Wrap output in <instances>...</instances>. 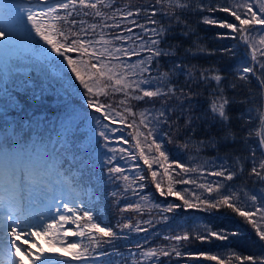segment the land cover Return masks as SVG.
<instances>
[{
  "label": "snow or ice",
  "instance_id": "6c2138e0",
  "mask_svg": "<svg viewBox=\"0 0 264 264\" xmlns=\"http://www.w3.org/2000/svg\"><path fill=\"white\" fill-rule=\"evenodd\" d=\"M157 4H167L173 11H166L168 16H175V8L185 9L190 7L187 3H179L177 0H156ZM257 10H253L257 6ZM105 0H36L30 7H26L22 0H0V24L6 16L8 20L25 32L32 45L31 52L39 53L44 60L51 59V53H55L61 61H66L67 67L75 75V79L83 86L87 95V106L94 109L96 112L102 113L103 118L111 120L112 124H125L128 117H133L131 123L127 124L128 128L133 129L132 138L135 141L133 147L139 152V159H142L151 172V177L155 183L156 189L161 196L175 195L183 200V204H168L163 209L164 212H172L177 208H195L204 212H213L222 207L231 209L232 212L242 217L244 221L251 225L254 234L257 237L255 243H259L264 247V207H256L258 197L251 195L249 198L253 202L251 207L255 211H245L241 206H238L239 197L235 192L221 194L220 189L222 184L211 186L208 184L199 185L208 193H216V196L202 199L200 196L193 194V199L185 198L180 192L173 188L175 183H195L194 181L174 180L169 172L171 164L165 166L169 157L162 150V141L157 142L153 137L154 129L150 128L148 115L151 113L148 110L139 113V120L135 119L137 113L133 111L129 105L130 99L143 100L145 97L158 98L161 96L171 97L176 94L174 85L167 83L166 78L169 72H160L158 77L143 78L144 73L151 71L149 65L153 63L154 58L168 56L169 51H165L159 47L164 36L166 28L160 25L159 28H148L144 24H139L135 20L129 18L138 16L142 9L134 11L114 10L112 16L102 11ZM200 11L215 13L217 11L228 13L234 17V22L228 20H218L215 17L203 16L202 23L215 25L220 28L231 30L229 33H220L218 36H231L237 34L233 38H238L243 41L246 48L250 49L249 56L253 63H259L260 68L264 69V0H236V3L229 6H223L219 3L215 5L209 3H200L197 5ZM91 10V11H86ZM157 10L153 8L147 17V22L153 25L158 23L153 19ZM73 13L84 16L92 15L101 19L100 24H90L85 26V21L70 19ZM119 16L121 19L112 25L106 21L109 19L115 20ZM26 17V21H25ZM177 22H180V17L175 16ZM125 21H128L133 27L140 28L145 36L133 32V27H121ZM238 22V23H237ZM80 25L77 28V25ZM31 26L30 28L28 26ZM120 29V32L108 38L105 33L106 28ZM99 32L97 33V29ZM7 32V37H6ZM254 32H258V39L253 36ZM43 41L45 48L36 42L32 34ZM187 35L188 33H184ZM14 32L11 27L4 29L0 27V114L7 113V110L12 108H20L27 101L32 107L31 117L37 122L40 120V109L43 104V99L47 89L44 87H36L31 83L30 78L21 79L17 76L22 69L17 67L18 62L29 63L31 58L29 55L30 49L18 48L13 51L5 52L12 43ZM131 45V46H129ZM50 49V51H49ZM198 51H203L199 48ZM223 52H230L229 49H223ZM141 52H147L149 55L144 59H139L135 63H128L123 57H139ZM75 53L76 55H69ZM176 68H181V65H175ZM38 70L43 73L42 69ZM255 68L252 65L241 66L236 69V76L239 80H247L248 74L255 75ZM140 77V78H135ZM201 81H215L217 87L213 90L210 96L209 110L213 114V119H218L220 123L227 124L230 117L227 113V107L231 103L230 99L224 94V89L220 87L226 77L218 69H203L199 72ZM261 86H264V78H259ZM11 81L13 87L9 88L5 85ZM158 82L159 85L152 87L153 82ZM147 85V87H142ZM235 87V84L231 85ZM181 94L184 90L180 89ZM122 94L121 99L116 107L111 103L101 102V96H109ZM139 93V94H136ZM191 98V93L186 94ZM21 97L24 99L22 100ZM123 110L119 111L118 108ZM62 115L60 126L62 132L57 135L62 139L66 136L73 141V147H76L74 138V130H78L80 123L86 118L84 114L78 112L70 103L65 102L59 106ZM164 112H160L159 116L163 117ZM118 118V119H117ZM261 130L258 132L259 143L264 148V113L259 116ZM96 125L103 129H108L107 124H101L99 119H96ZM5 123H7L5 121ZM187 123H191V120ZM141 126L148 131H141ZM111 132L115 133L116 128H111ZM251 135V133H249ZM99 136L106 142L110 140L106 131H100ZM143 138V139H141ZM151 138V139H150ZM16 140L14 147L9 148L8 137H0V244L15 249V253H20L26 256L28 264H72L73 261L79 264H90L93 255L105 256V252H97L104 243H110L118 238V232L112 227L101 226L94 219V213L91 210H85L84 205L70 206L69 202L64 201L63 186L71 188L72 180L69 176L64 175L62 170L61 153H58L53 147L49 149L45 144H38L34 138L31 143H21L18 136H14ZM123 144H129V140L123 136L116 137ZM94 138L90 137L88 144L82 149L83 157H73L74 162L79 163L82 169L90 167V154L94 152L91 147ZM107 143L105 147H107ZM146 149L147 153L146 154ZM115 153L116 148L110 149ZM120 153H124L132 160H136L137 156L130 152L127 148H119ZM155 153H158L156 155ZM255 153H253V157ZM115 156L108 158V163L111 164ZM177 167L185 173L194 171L195 169L188 168L176 161ZM157 164L163 168V176L168 177L167 191H165L161 182L158 180V171L153 170V165ZM139 167V165H134ZM175 171V169H173ZM124 169L119 165L108 168V173L116 179H123L126 183L129 181L128 176L123 175ZM216 176H226V179L231 180L235 175L234 172H226L221 170L212 173ZM250 175L264 180V159H261L258 164L253 161ZM53 176L61 177L62 180L54 181ZM139 180H143L144 176H139ZM135 183V181H132ZM59 185V187H58ZM129 187L131 184L128 185ZM142 189L144 184H140ZM112 195H116L113 193ZM45 205L46 210L34 213V206L38 201H48ZM159 207V205H157ZM55 208V212H52ZM63 209V211H61ZM139 210V204H129L124 211ZM38 217V218H37ZM167 220L168 217H162ZM68 227H65V226ZM71 225L76 226V230H72ZM120 229H130L136 232H146L147 229L141 228L139 223L135 226L131 221L117 225ZM239 230L228 232L226 228L220 230H212L205 226L203 233L197 232L194 236H190L188 232L183 234L165 237L167 240L175 241L177 245L181 241H189L196 239L201 242H210L213 238L216 240H228L229 235H239ZM33 237L35 239H33ZM67 237H76L75 241H68ZM41 238H46L45 242L49 245L47 252L54 253L56 246H61V251L57 256L46 254V250L40 245ZM87 241V243H85ZM137 248L141 245L137 244ZM174 254L177 257L185 255L174 246L170 251L167 247L150 248L140 253L143 259L158 258L160 256L168 257ZM188 255L206 256L207 259L218 261V264H226L225 259L219 255H209L205 252L187 253ZM238 261L250 262V264H264V256L254 257L252 255L241 257L236 253H232ZM231 259V257H229ZM9 264H24V260L19 256H14V259L9 261ZM110 264V262H109Z\"/></svg>",
  "mask_w": 264,
  "mask_h": 264
},
{
  "label": "trees",
  "instance_id": "16d2710c",
  "mask_svg": "<svg viewBox=\"0 0 264 264\" xmlns=\"http://www.w3.org/2000/svg\"><path fill=\"white\" fill-rule=\"evenodd\" d=\"M179 3H187L190 7L185 9L175 8V16L180 17L178 23L175 16H168L166 11H173L167 4L163 6L157 4L156 0H105V4L109 5L102 8V11L112 16L114 10L134 11L142 9L138 16L129 18L135 20L139 24H144L148 28H159L162 24L167 32L159 47L165 51H169L168 56L154 58L153 63L149 65L151 71L144 73L143 78L158 77L160 72H169L166 78L167 83L175 86L176 94L171 97L161 96L158 98H147L143 100L130 99L129 105L133 111L137 113L135 119L139 120V113L148 110L151 114L148 115V120L151 122L149 127L154 129L153 137L157 142L162 143V150L166 152L169 159L165 166L171 164L169 169L174 180L194 181L195 183H175L173 188L180 192L185 198L193 199L198 195L202 199L216 196V193H208L199 185L208 184L215 186L222 184L220 189L221 194L229 192L237 193L239 200L238 206H241L245 211H255L251 207V195H256L258 200L256 207H264V180L250 175L253 161L257 164L261 159H264V149L260 146L258 132L261 130L259 116L264 113V86H261L260 79L264 78V69L260 68L259 63H253L250 60L249 52L244 42L238 38H233L237 34L231 36H218L220 33H229L231 30L220 28L215 25L202 23L203 16L215 17L218 20H228L234 22V17L228 13L217 11L209 13L200 11L198 4H213L219 3L223 6H229L236 3V0H177ZM26 7L32 4L25 5ZM254 6L253 10H257ZM157 10L156 15L152 17L157 20L156 25L147 22V17L151 10ZM91 11V10H86ZM70 19L77 21H85V26L90 24H100L101 19L92 15L84 16L82 13L77 15L73 13ZM120 17L116 16L115 20L109 19L106 22L112 25L120 21ZM238 23V22H237ZM79 24L76 26L79 28ZM133 27L128 21H125L121 27ZM31 27L30 25L28 26ZM264 26H257V28ZM99 32V28L96 30ZM105 33L108 38L120 32V29L106 28ZM133 32L145 36V40L149 37L142 33L140 28L133 27ZM184 33H188L185 35ZM32 36L36 39L35 34ZM253 36L258 39L259 33L254 32ZM12 43H22L27 47H32L30 40L25 32L16 34L12 39ZM131 46V45H129ZM203 48V51H198ZM223 49H229L230 52H223ZM75 56V53H69ZM149 53L141 52L139 57H123L128 63H135L139 59H144ZM51 58L59 64L61 58L56 54L51 55ZM264 60V58H258ZM181 65V68H176L175 65ZM252 65L255 68L256 76L248 74L247 80H239L236 76V69L241 66ZM203 69H218L226 77L220 87L224 89V94L230 99L231 103L227 107V113L230 121L227 124H222L218 119H213V114L209 110L210 96L213 90L217 87L215 81H201L199 72ZM26 73V72H25ZM17 73L21 79L30 78L31 83L37 86L36 79L43 80L34 72L29 74ZM32 74H34L32 76ZM73 76L69 78L67 75L61 76L65 89L62 90L60 97L70 101V104L85 115V119L80 123L78 129L89 125L85 132L74 130V138L76 147H73L72 139L64 137L63 139L57 135L62 132L60 121L62 119L59 106L64 102H56V105L43 100L40 109V120L37 122L31 117L32 107L25 101L20 108L8 109L6 115L0 114V132L6 134V128L9 125V118L12 117L15 121L18 137L23 142L31 143L35 138L38 144H53L56 151L61 154L71 153L73 157H83L82 149L88 144L90 137L94 138L91 147L94 152L90 154L92 162L101 161L100 165L95 170L92 165L87 169H82L78 161L65 163L69 164L67 171H70L73 177L80 183L89 184L94 194L99 196V200L95 201L94 205L97 208L104 209L105 216L95 214L94 218H98V223L103 226L112 227L118 232V238L110 243H104L97 252H105L107 255L98 256L90 264H218V261L207 259L206 256L188 255L187 253L205 252L209 255H219L225 259L226 264H250V262L238 261L232 256L236 253L241 257L252 255L254 257L264 256V247L259 243H255L257 237L251 225L247 224L244 219L232 212L231 209L222 207L213 212H204L195 208H177L172 212H164L163 209L168 204H183L178 196L168 195L161 196L155 187L152 180L151 172L142 159H139V152L133 147L135 141L132 138L133 129L128 128L127 124L131 123L133 117L129 116L125 124H112L111 120L103 118V114L96 112L94 109L87 106V95L79 81L75 79L72 72L68 73ZM30 75V76H29ZM140 78V77H135ZM11 84L12 82L9 81ZM235 84V87L231 85ZM159 85L158 82H153L152 87ZM9 88L12 86L9 84ZM147 87V85H142ZM180 89L184 90L181 94ZM61 90V89H59ZM59 93V92H57ZM191 93V98L186 94ZM139 94V93H136ZM23 100L24 98L21 97ZM59 99V98H55ZM101 102L111 103L116 107L118 102L123 99L122 94L101 96ZM122 111L123 108H118ZM160 112H164L163 117L159 116ZM96 119L101 121V124H107L108 129H103L96 125ZM118 119V118H117ZM191 120V123H187ZM8 121L5 123V121ZM119 126L125 129V132L119 130ZM111 128H116L115 133L111 132ZM106 131L110 135V140L105 141L110 149L112 148H127L136 156V160H132L129 156L123 153L121 157L115 158L111 164L108 163V158L113 156L110 149L103 150L97 153L98 147L105 145L99 136L100 131ZM141 131L147 132L141 126ZM251 133V135H249ZM126 134V135H124ZM99 136V137H98ZM124 136L129 140V144H123L116 137ZM97 140L95 141V139ZM143 139V138H141ZM151 139V138H150ZM104 140V139H103ZM97 148V150H96ZM253 153L255 156L253 157ZM146 154L147 149H146ZM158 155V153H155ZM106 157L105 158H103ZM176 161L188 168L195 169L194 171L185 173L177 167ZM121 165L124 169L123 175L130 179L127 182L131 184V180L135 181L132 186H127L123 179H116L107 172L109 167ZM139 165V167H134ZM107 169V170H106ZM175 169V171H173ZM153 170L158 171V180L161 182L162 188L167 191L168 177L163 176V168L154 164ZM226 170V172H234L235 175L231 180L226 179V176H216L212 173ZM135 171H137L135 173ZM139 176H144L143 180H139ZM107 179V180H106ZM126 183V185H125ZM144 184V188L139 185ZM115 193L116 195H112ZM105 196V198H104ZM129 204H139V210H127ZM159 205V207H157ZM168 217L164 220L162 217ZM131 221L135 226L139 223L141 228L147 229L146 232H136L130 229H120L122 221ZM205 226L212 230H220L226 228L228 232L239 230V235H229L228 240H216L213 238L210 242H201L196 239L189 241H181L179 245L175 241L167 240L165 237L183 234L188 232L190 236H194L197 232L203 233ZM141 245L137 248L136 245ZM176 246L182 253H186L180 257L174 254L158 258L143 259L140 256L142 251L150 248H164L171 252ZM231 257V259H229Z\"/></svg>",
  "mask_w": 264,
  "mask_h": 264
},
{
  "label": "rangeland",
  "instance_id": "374dc122",
  "mask_svg": "<svg viewBox=\"0 0 264 264\" xmlns=\"http://www.w3.org/2000/svg\"><path fill=\"white\" fill-rule=\"evenodd\" d=\"M0 27H2L4 29H8L9 27H11L12 30H14V28H16V25L12 24L8 20V18L5 16L4 19H3V23L0 24ZM5 35L7 37V32H6ZM35 40H36L37 43H39L43 47H45V48L48 47L47 45H44L43 41H40L38 37ZM18 48H28V49H30L29 55H30V58H31V62H29V63L18 62L17 63V67L22 69V71H21L22 73L26 72L25 74H29L31 72H34L35 74H37V76L43 78V80H40L39 78L36 79V81L38 82L37 83L38 85L36 87L42 86L45 89H47V91L45 92L43 100H48L49 102H51V103H53L55 105H56V102H60V101H62L64 103L65 102L70 103V101H68L65 98H62V97H60L58 95V94H61L62 90L66 88L64 86V84H63V82L65 80H63V78L61 76L67 75L69 78H73V76L68 74L69 72H71V69L67 67L66 61L63 64H59L53 58H51L49 60H44V59H42L40 57V54L38 52L35 53V54H33L31 52V48H32L31 46L27 47L25 45H22V43H17V44L11 43V45H9L7 48H5L4 51L5 52L13 51V50L18 49ZM49 51H50V49H49ZM53 54H55V53H51V55H53ZM38 66H39L40 69H42L43 73H45L46 75L42 74V72L40 70H38ZM33 75L34 74H32V76ZM9 84L13 87V85L10 82H8V84L5 85V86L8 87ZM59 89H61V90H59ZM57 92H59V93H57ZM55 98H59V99L55 100ZM87 123L88 122H86L85 126H82L81 129L77 130L78 131V135H79V132L84 133L86 128H89V125ZM119 130L121 132H123V133L125 132V129H123L122 126H119ZM124 135H126V134H124ZM109 137H110V135H109ZM96 140H97V138L95 139V141ZM101 141L105 144V140L101 139ZM95 146L98 147V149H99V150H97V148H96L97 153H99V152H101L103 150H106V149H110V146L105 147V145L100 146L99 144H96ZM116 149H117V151L115 153L112 152V154L117 159L118 157H121L123 155V153H120L118 151L119 148H116ZM103 158L106 159V157H104V156H103ZM100 162L101 161H95V162L89 161V164L92 165L94 167V169L96 170L97 166L100 165ZM107 172H108V170H107ZM136 172L137 171H135V173ZM64 175H66V174L64 173ZM66 176L70 177L69 174L66 175ZM52 179L54 181L62 180L61 177H56V176H53ZM70 179H72V178L70 177ZM132 180H131V186L133 185ZM125 185H126V183H125ZM127 186H128V183H127ZM58 187H59V185H58ZM83 189H85V190H83ZM63 190H64V201L63 202H69L70 206H78V205L82 204V205L86 206L85 210H91L94 213V215L96 213H99V214H101L100 217H102V216L104 217L105 216L104 210L101 211L100 209L95 208L94 201H95L96 198H97V200H99L100 198L97 197L96 195H93L90 186L81 187V185H77L76 183H74L72 181L71 188H68L66 185H64L63 186ZM84 191H85V193H84ZM91 194H92V198H91ZM104 198H105V196H104ZM47 203H51V201L50 200H48V201H38L37 204L34 206V213L33 214L45 211L46 210L45 205ZM88 206H89V208H88ZM61 211H63V209H61ZM52 212L53 213L55 212V208H52ZM98 218L97 219L94 218V219H96V221L99 222ZM123 223H126V220L121 222V224H123ZM101 226H103V225H101ZM65 227H68V226L66 225ZM71 228H72V230H76V226L75 225H71ZM33 239H35V238L33 237ZM45 239L46 238H41L39 243L46 250V254L50 255V256H57L58 257V254L61 251V246H56V251L54 253L47 252V249L49 248V245L45 242ZM67 240L71 242V241L77 240V238L76 237H67ZM85 243H87V241H85ZM11 249L13 251H15V249H13V248H11ZM14 256H19L21 259L24 260V264H28V259H27L26 256H23L20 253H15L13 256H11V258H14ZM92 262L93 261H90V263H92ZM76 263H78V262H75V261L72 262V264H76Z\"/></svg>",
  "mask_w": 264,
  "mask_h": 264
},
{
  "label": "water",
  "instance_id": "95a60500",
  "mask_svg": "<svg viewBox=\"0 0 264 264\" xmlns=\"http://www.w3.org/2000/svg\"><path fill=\"white\" fill-rule=\"evenodd\" d=\"M254 76H256L257 77V75H256V72H255V75ZM264 149V148H263Z\"/></svg>",
  "mask_w": 264,
  "mask_h": 264
},
{
  "label": "bare ground",
  "instance_id": "6f19581e",
  "mask_svg": "<svg viewBox=\"0 0 264 264\" xmlns=\"http://www.w3.org/2000/svg\"><path fill=\"white\" fill-rule=\"evenodd\" d=\"M14 258H12L11 260H13Z\"/></svg>",
  "mask_w": 264,
  "mask_h": 264
}]
</instances>
